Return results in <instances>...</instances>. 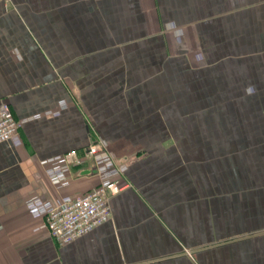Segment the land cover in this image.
I'll use <instances>...</instances> for the list:
<instances>
[{
	"label": "crops",
	"instance_id": "obj_1",
	"mask_svg": "<svg viewBox=\"0 0 264 264\" xmlns=\"http://www.w3.org/2000/svg\"><path fill=\"white\" fill-rule=\"evenodd\" d=\"M3 103L0 264H264V0L0 1ZM112 181L57 246L46 214Z\"/></svg>",
	"mask_w": 264,
	"mask_h": 264
},
{
	"label": "built area",
	"instance_id": "obj_2",
	"mask_svg": "<svg viewBox=\"0 0 264 264\" xmlns=\"http://www.w3.org/2000/svg\"><path fill=\"white\" fill-rule=\"evenodd\" d=\"M7 2V0H0ZM21 122L14 118L8 104H0V144L7 143L19 135ZM105 145H92L87 150V158H94L105 151ZM70 167L84 163L76 152L63 158ZM127 187L119 182H106L78 199L62 203L46 214L48 236L59 247L72 244L76 239L90 234L93 230L112 221L111 200Z\"/></svg>",
	"mask_w": 264,
	"mask_h": 264
}]
</instances>
